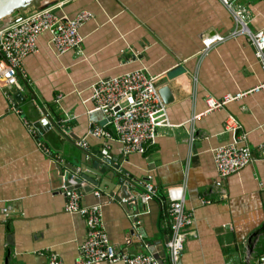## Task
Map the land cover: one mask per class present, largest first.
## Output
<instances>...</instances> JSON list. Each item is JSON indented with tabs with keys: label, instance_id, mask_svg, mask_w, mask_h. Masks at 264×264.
<instances>
[{
	"label": "crops",
	"instance_id": "0c3cea01",
	"mask_svg": "<svg viewBox=\"0 0 264 264\" xmlns=\"http://www.w3.org/2000/svg\"><path fill=\"white\" fill-rule=\"evenodd\" d=\"M54 2L61 5L57 12L74 17L85 11L91 19L80 29V53L57 55L50 33H41L37 51L18 72L20 88L0 81V264H49L51 255L76 264L86 225L64 211L58 166L69 172L66 151L78 159V142L91 127L108 129L90 99L95 81L137 69L155 77L159 90H169L172 101L165 108L171 126L159 128L142 155H124L114 135L88 137L84 150L105 151L119 169L102 173L91 191L72 174L81 203L102 205L103 228L117 252L157 260L165 252L163 264H171L167 190L182 188L193 224L176 264H264V91L212 112L205 103L207 96L235 95L264 79L254 46L246 36L232 35L236 26L230 13L218 0ZM236 3L248 11L250 31L264 33V0ZM208 34L223 40L205 48L201 38ZM7 92L24 93L25 99L17 103ZM41 107L61 120L57 127L71 142H58L62 155L39 125ZM230 119L236 124L227 127ZM233 127L245 137L240 145L250 148L251 162L221 178L213 152L232 141ZM75 168L79 172V165ZM119 178L137 184V199L118 202ZM148 182L154 192L147 198Z\"/></svg>",
	"mask_w": 264,
	"mask_h": 264
},
{
	"label": "built area",
	"instance_id": "2783aa9c",
	"mask_svg": "<svg viewBox=\"0 0 264 264\" xmlns=\"http://www.w3.org/2000/svg\"><path fill=\"white\" fill-rule=\"evenodd\" d=\"M230 13L236 26L232 35L246 36L254 46V54L261 66L264 76V33L251 32L248 27V11L237 0H218ZM61 5L34 9L29 8L18 13L14 22H7L0 27V81L9 87L20 88L17 72L21 71L26 57L37 51V41L41 33L48 32L51 45L57 55L69 51H82L83 36L81 27L91 19L88 12L82 11L74 17L67 16L62 11L57 12ZM219 35L202 36L201 42L205 48L222 41ZM157 79L147 74L144 69H138L119 76L97 79L92 85L91 101L95 111L104 117L107 130L91 127L78 145L87 150V138H112L114 135L124 153L144 154L157 137L159 128L170 127L165 104L156 85ZM264 91V79L253 89L227 95L221 99L207 96L205 103L207 112H212L231 102H238L248 95ZM60 96H58V99ZM234 119L227 122V127L235 125ZM240 128L233 127L232 141L227 145L217 147L213 152V160L217 173L221 178L237 174L251 162V150L244 144L243 135L235 134ZM112 130V132H111ZM193 139V138H192ZM48 152L46 147H42ZM264 150V145L262 146ZM69 187H63L66 198L64 211L67 214L80 216L86 225V236L79 251L76 264H160L150 254L119 253L110 243L102 223V205L96 203L85 206L81 203V195L76 188V179L71 176ZM145 197H150L154 188L150 182L145 185ZM95 196H99L95 192ZM168 215L170 218L171 239L167 243L169 260L176 264L183 253V246L193 224V217L185 209L183 189L167 190ZM264 263V258H263ZM49 264H62L57 256L51 255Z\"/></svg>",
	"mask_w": 264,
	"mask_h": 264
},
{
	"label": "water",
	"instance_id": "95a60500",
	"mask_svg": "<svg viewBox=\"0 0 264 264\" xmlns=\"http://www.w3.org/2000/svg\"><path fill=\"white\" fill-rule=\"evenodd\" d=\"M54 4H55L54 0H0V23L16 21L18 18V13L26 9L29 8L40 9V8L52 6ZM17 76L19 77L18 72H17ZM26 88L29 94L31 95L32 94L31 90L27 86ZM7 94L11 97L13 101H16L17 103L22 102L23 99H25L24 93H17L13 95L10 92H7ZM159 94L164 104H168L172 101V96L167 88L165 87L161 88L159 90ZM35 100L36 99L34 98V101ZM40 110H41L42 118L39 121V125L43 127V129H45L46 133H49L47 139L48 142L51 145L54 144L57 150L60 151V155H62L63 152L62 149L64 147L60 145L58 142H60L62 139H65V141L70 144L71 142L61 134L60 129H58L57 127L58 126L57 123H60L61 120L55 115L50 116L48 112L43 110L42 107ZM49 124H51L50 127ZM76 150L79 152L78 159L74 151H66L65 154V161H67V163L70 164L68 165L65 164L64 166L69 172L63 174V169H61V167L58 166L59 167L58 171L64 178V185H63L64 187H69L70 177L76 175L79 180H84L90 185L88 186L89 188L85 190L91 191L92 190L91 186H94L96 184L99 176L102 175V173H105L109 170L112 171L114 169H119L117 163H115V161L112 160L110 155L107 156V153L105 151L96 153L93 151L91 152L85 151L82 148H76ZM75 165H79V172H77ZM115 186H118V191H121V194L116 198L118 202H121L123 200L134 201V199H137L139 197V192L133 191V190L140 191V188L137 186L135 182L131 183L128 182L125 178H119L117 183H115ZM79 187H80L79 184L76 185V188ZM128 188H132L133 192H129V191L127 192ZM123 208L128 210V204H123ZM165 258H166V254L165 252H163L162 259L158 260L159 263L163 264V259Z\"/></svg>",
	"mask_w": 264,
	"mask_h": 264
},
{
	"label": "rangeland",
	"instance_id": "374dc122",
	"mask_svg": "<svg viewBox=\"0 0 264 264\" xmlns=\"http://www.w3.org/2000/svg\"><path fill=\"white\" fill-rule=\"evenodd\" d=\"M1 23H3V22H1Z\"/></svg>",
	"mask_w": 264,
	"mask_h": 264
}]
</instances>
